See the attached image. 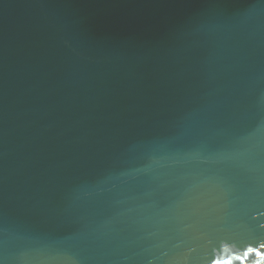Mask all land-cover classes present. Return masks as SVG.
<instances>
[{
    "label": "water",
    "instance_id": "obj_1",
    "mask_svg": "<svg viewBox=\"0 0 264 264\" xmlns=\"http://www.w3.org/2000/svg\"><path fill=\"white\" fill-rule=\"evenodd\" d=\"M264 264V0H0V264Z\"/></svg>",
    "mask_w": 264,
    "mask_h": 264
},
{
    "label": "snow or ice",
    "instance_id": "obj_2",
    "mask_svg": "<svg viewBox=\"0 0 264 264\" xmlns=\"http://www.w3.org/2000/svg\"><path fill=\"white\" fill-rule=\"evenodd\" d=\"M213 264H232L231 260L217 259L213 261Z\"/></svg>",
    "mask_w": 264,
    "mask_h": 264
}]
</instances>
